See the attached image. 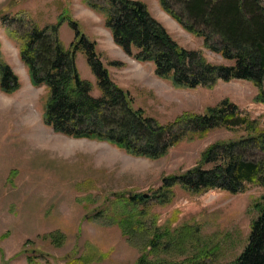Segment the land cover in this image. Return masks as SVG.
Returning a JSON list of instances; mask_svg holds the SVG:
<instances>
[{
	"label": "rangeland",
	"instance_id": "obj_1",
	"mask_svg": "<svg viewBox=\"0 0 264 264\" xmlns=\"http://www.w3.org/2000/svg\"><path fill=\"white\" fill-rule=\"evenodd\" d=\"M138 1L180 46L200 51L213 64L233 63L205 47L202 37L186 31L159 0ZM70 21L96 42L111 81L128 91L133 106L153 123L165 126L185 114H203L227 99L264 127V102L256 100L258 88L251 81L217 79L210 87L175 86L155 74L152 62L138 61L115 44L104 16L86 0H0V55L19 83L11 93L0 89V264H141L142 256L143 264L233 261L246 244L256 214L253 205L264 196V183L248 184L238 193L220 188L190 192L175 184L165 202L154 193L164 177L199 165L208 147L237 138L243 130L219 126L200 134L176 123L163 137L168 139L175 129L183 132L182 137L155 159L132 155L106 141L54 131L43 118L47 91L30 82L19 53L21 42L9 29L52 32L54 28L69 47L79 38ZM75 61L80 77L92 84L91 95L99 97L95 75L81 51ZM245 149L259 156L258 150ZM217 163L206 162L203 168ZM119 193L151 195L136 208L143 211L135 217L143 224L142 236L132 235L126 211L116 203ZM135 219L133 226L138 225ZM165 230V242L179 241L182 235L186 246L151 249L147 241Z\"/></svg>",
	"mask_w": 264,
	"mask_h": 264
},
{
	"label": "trees",
	"instance_id": "obj_2",
	"mask_svg": "<svg viewBox=\"0 0 264 264\" xmlns=\"http://www.w3.org/2000/svg\"><path fill=\"white\" fill-rule=\"evenodd\" d=\"M86 1L104 16L115 44L138 61L152 62L159 77L185 88L210 87L217 79L248 80L258 88L256 100L264 102L263 0H159L167 14L189 33L202 37L205 47L233 61L231 65L213 64L200 51L180 46L142 1L105 0V4ZM69 23L79 37L69 47L62 44L54 28L52 32H47V28L41 31L25 28L22 32L8 28L12 37L21 42L19 53L30 82L44 86L47 91L43 111L46 125L69 137L106 141L132 155L151 159L163 156L182 137L179 129L168 139L163 137L176 123H183L200 134L219 126L241 129L244 133L239 137L208 147L199 165L182 174L164 177L154 195L165 202L171 198L175 184L190 192L220 188L238 193L248 184L264 183V127L258 120L240 113L235 104L225 99L217 106L206 108L203 114H185L165 126L153 123L141 109L133 106L128 91L111 81L96 51V42L79 33L77 22ZM78 51L85 55L95 75L99 97L91 95V82L79 75L75 61ZM110 64L119 65L117 61ZM18 87L17 76L0 55V89L11 93ZM246 147L250 152L258 150L259 156L248 153ZM210 161L219 163L211 169L203 168ZM116 197V203L124 207L126 219L131 222L132 235L135 232L141 235L145 230L140 218L135 217L143 211L136 208L151 195L119 193ZM253 208L256 214L251 220L246 244L227 264H264V196ZM133 219L138 225H132ZM167 231L155 232L147 241L149 247L155 250L172 244L177 249L186 246L182 235L179 241L165 242ZM144 260L140 257L139 263L143 264Z\"/></svg>",
	"mask_w": 264,
	"mask_h": 264
},
{
	"label": "bare ground",
	"instance_id": "obj_3",
	"mask_svg": "<svg viewBox=\"0 0 264 264\" xmlns=\"http://www.w3.org/2000/svg\"><path fill=\"white\" fill-rule=\"evenodd\" d=\"M46 143V142H45ZM41 144V143H40ZM41 146V145H40Z\"/></svg>",
	"mask_w": 264,
	"mask_h": 264
}]
</instances>
